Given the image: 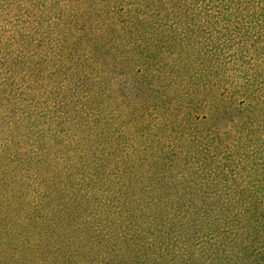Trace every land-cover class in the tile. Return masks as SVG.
Segmentation results:
<instances>
[{
	"label": "trees",
	"instance_id": "obj_1",
	"mask_svg": "<svg viewBox=\"0 0 264 264\" xmlns=\"http://www.w3.org/2000/svg\"><path fill=\"white\" fill-rule=\"evenodd\" d=\"M106 3L115 27L98 39L131 54L133 67L141 59L129 92L143 97L154 82L142 104L151 119L137 123L159 133L158 152L138 176L122 168L97 199L46 209L39 197L28 213L4 197L0 264H264V0ZM129 148L122 156L137 167Z\"/></svg>",
	"mask_w": 264,
	"mask_h": 264
},
{
	"label": "rangeland",
	"instance_id": "obj_2",
	"mask_svg": "<svg viewBox=\"0 0 264 264\" xmlns=\"http://www.w3.org/2000/svg\"><path fill=\"white\" fill-rule=\"evenodd\" d=\"M107 1L0 0V202L10 197L31 213L39 197L48 200L46 209L62 197L83 201L94 192L97 199L122 168L138 176L158 152L152 139L159 133L146 136L137 123L151 119V107L144 113L142 104L154 82L143 97L129 92L141 59L134 60L137 54L133 67L131 54L108 50L98 39L106 36L107 25L115 27L117 14ZM81 35L86 38L78 41ZM86 76L90 81L81 86ZM97 78L103 95L92 102L90 85ZM122 81L129 87L123 97ZM231 117L219 126L229 127ZM120 143L131 147L128 155L137 167L122 156L127 146ZM222 152L228 150L218 158Z\"/></svg>",
	"mask_w": 264,
	"mask_h": 264
}]
</instances>
